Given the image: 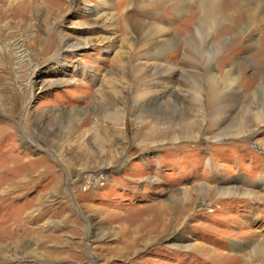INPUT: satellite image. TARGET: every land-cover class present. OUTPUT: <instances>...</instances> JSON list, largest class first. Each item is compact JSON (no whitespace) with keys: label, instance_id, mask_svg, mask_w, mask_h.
Listing matches in <instances>:
<instances>
[{"label":"rangeland","instance_id":"1","mask_svg":"<svg viewBox=\"0 0 264 264\" xmlns=\"http://www.w3.org/2000/svg\"><path fill=\"white\" fill-rule=\"evenodd\" d=\"M102 1L0 0V264H264L254 252L264 245V125L249 137L192 129L170 140L182 126L167 124L192 102L151 101L137 119L128 107L146 29L170 32L163 62L177 67L173 84L194 91V70L211 59L198 69L189 59L220 52L217 36L198 43L216 27L190 33L167 6ZM90 5L112 14L113 30L93 24ZM262 31L250 48L232 39L217 73L234 64L241 94L261 85L264 103ZM187 33L189 55L176 41ZM62 40L89 45L58 58ZM33 80L51 87L37 92Z\"/></svg>","mask_w":264,"mask_h":264},{"label":"bare ground","instance_id":"2","mask_svg":"<svg viewBox=\"0 0 264 264\" xmlns=\"http://www.w3.org/2000/svg\"><path fill=\"white\" fill-rule=\"evenodd\" d=\"M106 2L107 0L102 1L104 5H107ZM142 2H147V7L149 5L158 7L167 6V8H170L174 13L180 16L183 15V27L181 26V29L187 30V32L191 31L192 33H198V31L204 28H212L215 26L217 30L215 32L209 31L206 36L201 38V42L198 43L203 44V47L206 49L213 36H217L220 52L213 53L215 56L211 57L206 55V53L205 55L200 53V56H196L195 54L194 56L191 55L192 58L189 60L195 65L190 64L195 69L201 66L196 63L197 59H201L200 62L206 63L208 60H203V56H206L208 59L210 58L211 61L207 63L209 66L205 68L206 70H204L202 74L199 73L200 71L197 72V70H194L195 74L193 75H195L194 78L199 84V87L195 88L194 91H189L188 88H182V81L181 86L178 83H172L173 79H176L177 75H179L177 74L178 71L174 72L177 67L174 65L169 67L163 62L165 51H163L162 48L164 44H169L173 39L169 36L170 32L164 31L165 29L162 30L160 26L146 29L148 28V26L145 25L146 22L141 21V23L143 22L142 27L146 29L144 36L147 41L144 38H142V40L146 41L147 45L141 46L138 56L129 64L130 69H134V74L136 75L137 73L139 75V77L132 79V86L128 92L132 95L128 102V107L131 108V113L135 115V118L137 119L139 116L137 113L139 111L138 109L147 103L163 99H173V101L177 100L181 103L187 101L188 103L192 102V106H188L190 107L189 111L187 110L188 114H186L188 116H185L178 122H170L167 124L168 128H172L177 124H181L182 126V128L178 127V129L172 128L169 130L168 136L170 140L178 138L189 139L186 133L188 132L187 130L192 129L214 131L215 141L231 137H249L258 127L264 125V103L260 102L259 99L258 101L256 98L257 90L261 88V85H258L256 90H253L250 94L242 95L241 86L238 82L239 76L237 77V75H235L237 73L234 64H229V68H227L224 75L220 76L217 73V70L220 69L221 64L224 63L223 61L228 56L227 48L232 39L233 41L241 40L246 44V48H250L257 45L254 37L255 31L259 29L263 30L262 37L264 38V0H142ZM143 5L146 6V3H143ZM86 11L89 17L94 19V25L99 24V26H103L104 23L106 26L111 27L112 30L114 29L110 22V20H112L111 13L108 14L99 6L94 5L88 6ZM141 23L139 22L140 25ZM261 23L263 26L258 25ZM190 33H187L185 39H176L179 43L182 42L187 46L184 50L187 55L190 53L188 49L194 45V43H192L193 41L190 42L189 40ZM114 38V36H111L110 39L100 36L97 42H104L107 40L111 43ZM173 40L175 41V39ZM66 43L67 42L64 40L61 41V49H59L57 53L58 58L64 51L73 53L89 45L87 42L71 46H68ZM172 44L175 49L174 52H176L179 44ZM258 54L262 56V58L259 59L260 63L264 64V46ZM182 61H185V58H183ZM128 62L129 60H126V63ZM62 66L65 68V71L70 67L65 63L62 64ZM84 70L87 71L88 69L84 68ZM154 70L155 73L159 75L160 79H154L155 77L151 79L147 78V73H153ZM72 81L73 79L67 80L65 83H72ZM31 84L32 89H37V92L50 89L51 87L46 83H38L36 80H33ZM51 85L53 84L51 83ZM184 85L186 84L184 83ZM173 103L176 104V102ZM206 103L212 106L210 111L204 114L202 108ZM185 104L187 105V103ZM185 104H182L183 107ZM133 108L136 109L133 111ZM27 113H30L28 106L25 107V114ZM219 121H221V123ZM43 140L46 139L43 137ZM260 143L264 147V141H260ZM249 196L251 195L249 194ZM165 228L166 225L163 223L162 230ZM237 246H240L238 242L237 244L234 243L232 248L234 249ZM254 252H257L256 256L261 259L259 263H263L264 245H258ZM15 254L16 252L13 254L15 258L16 256L20 259L23 258V254ZM251 256H253V254ZM14 261H16V259H14Z\"/></svg>","mask_w":264,"mask_h":264}]
</instances>
